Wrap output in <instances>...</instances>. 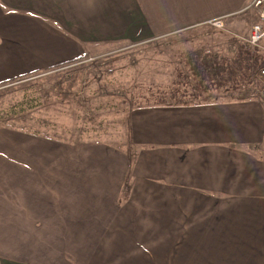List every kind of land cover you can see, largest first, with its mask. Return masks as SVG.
Wrapping results in <instances>:
<instances>
[{"label": "crops", "instance_id": "1", "mask_svg": "<svg viewBox=\"0 0 264 264\" xmlns=\"http://www.w3.org/2000/svg\"><path fill=\"white\" fill-rule=\"evenodd\" d=\"M252 0H0V86ZM133 148L0 127V264H264V101L141 106Z\"/></svg>", "mask_w": 264, "mask_h": 264}, {"label": "rangeland", "instance_id": "2", "mask_svg": "<svg viewBox=\"0 0 264 264\" xmlns=\"http://www.w3.org/2000/svg\"><path fill=\"white\" fill-rule=\"evenodd\" d=\"M256 21L254 10L247 8L226 17L222 28L204 23L146 42L115 44L8 82L0 86V125L36 129L62 142H98L131 150L128 115L134 108L233 97L264 101L259 74L264 63L255 78L239 87L202 90L192 72L197 61L234 56L236 43L255 50L263 61L264 39L258 46L248 44ZM178 87L181 95L176 92L174 99ZM160 95L165 103L157 101ZM21 103L24 111L6 117Z\"/></svg>", "mask_w": 264, "mask_h": 264}, {"label": "trees", "instance_id": "3", "mask_svg": "<svg viewBox=\"0 0 264 264\" xmlns=\"http://www.w3.org/2000/svg\"><path fill=\"white\" fill-rule=\"evenodd\" d=\"M236 47L237 52L232 57H224L222 59L210 57L194 63L192 67V72L195 75V80L197 81V83H195L196 86L202 90H207L211 86L223 85H232L233 87H239L240 83L250 82L251 79L255 78V73L257 69L262 65V63H264V60L261 61L260 54H258L255 50H252L247 45L245 46L242 43H236ZM229 78L231 80H229ZM179 90V87L175 88V90L173 89V92H175L173 94L174 99L177 96L176 92L180 94ZM185 95H187L186 90L185 92H183L182 96L184 97ZM156 98L157 101L161 103H165L167 100L164 96L161 95L159 98L158 96H156ZM184 103H187V101H185ZM22 104L23 103L20 104L21 108L19 109H15L17 106H14L12 109H10L8 113H6V117L12 116L14 113L17 112L16 110L24 111V104ZM0 127L8 126L0 125ZM23 131L36 135H44L47 137L56 138V136L41 133L39 130L36 129L33 130L29 128Z\"/></svg>", "mask_w": 264, "mask_h": 264}, {"label": "built area", "instance_id": "4", "mask_svg": "<svg viewBox=\"0 0 264 264\" xmlns=\"http://www.w3.org/2000/svg\"><path fill=\"white\" fill-rule=\"evenodd\" d=\"M252 8L257 16V21L251 27V33L248 37V44L258 46L264 39V0H252L244 9ZM224 16H219L209 20L207 23L215 27H224ZM260 76L264 79V66L260 68ZM262 93L264 95V80Z\"/></svg>", "mask_w": 264, "mask_h": 264}]
</instances>
